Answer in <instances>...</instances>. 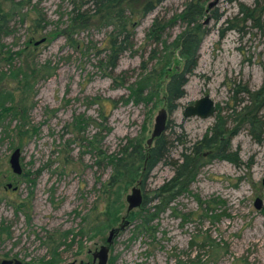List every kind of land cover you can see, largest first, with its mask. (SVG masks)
Wrapping results in <instances>:
<instances>
[{"label":"rangeland","instance_id":"rangeland-1","mask_svg":"<svg viewBox=\"0 0 264 264\" xmlns=\"http://www.w3.org/2000/svg\"><path fill=\"white\" fill-rule=\"evenodd\" d=\"M153 1L147 11L142 1L124 5L130 45L112 68L101 58L108 52L107 36L120 21L118 14L109 19L92 14L91 0H24L10 10L0 28V110L16 104L26 113L24 118L8 110L0 115V227L8 228V234L0 235V258L44 264L58 244L56 264L91 262V251L106 244L109 230L116 228L106 264H264V101L257 108L262 127L254 131H260V141L231 112L239 100L237 110L250 102L239 89L252 92L263 85L264 23L260 28L234 18L236 1L216 0L202 16L207 31L198 45L196 66L178 106L167 110L162 132L167 156L144 179L138 176L103 191L112 167L96 161L88 139L97 134L94 143L105 153L119 151L133 137L142 136L146 143L165 102L161 94L134 99L130 84L154 70L163 72L164 84L166 68H180L177 60H183L175 41L185 27L180 13L189 0ZM75 10L86 14L66 36L59 29L71 22ZM231 19L240 29L229 27ZM155 21L163 25L159 40L151 30ZM21 48V54L8 59L7 50ZM32 67L27 78L18 71L31 73ZM204 94L214 100V114L183 116L184 107ZM219 117L227 133L233 130L230 148L238 152L239 163L204 157L194 176L171 189L173 162ZM15 147L20 148L22 173L28 174L10 168ZM161 185L165 191L159 192ZM133 186L147 202L127 212L126 195ZM108 195H119L121 204L109 225L96 231ZM257 197L260 208L254 206Z\"/></svg>","mask_w":264,"mask_h":264},{"label":"trees","instance_id":"trees-1","mask_svg":"<svg viewBox=\"0 0 264 264\" xmlns=\"http://www.w3.org/2000/svg\"><path fill=\"white\" fill-rule=\"evenodd\" d=\"M24 0H0V28L4 26V23L7 22L8 16L10 14V10L15 8L19 3H22ZM94 8L92 14L99 13L104 18H112L117 14L119 16V23L116 26V30L109 33L106 38V45L108 52L105 55V58L101 61L104 65L113 67L116 65L117 59L119 55L127 49L130 45V31H129V19L126 18L123 11L125 10V4L130 5V2H136L140 4L142 1V7L144 11L150 10L154 7L153 0H91ZM237 2V13L234 16L237 20L240 21H250L254 26H259L262 28L263 26V13H264V0H252V3H245L243 0H229ZM207 0H189L182 12L180 13V17L185 22L184 29L178 34L175 44L176 47L179 48L178 54L183 57V60H177L180 63L179 65H174L173 67L166 68L167 78L165 79L164 84H162L161 74L163 72L149 71L144 75H140L139 80L130 84V96H133L136 100H148L152 96L162 95V99L165 102V106L167 110L170 112L175 109L179 104V98H181L185 93V84L188 80V74H190L193 68L197 63V49L200 43V40L203 34L207 31L201 22L202 16L205 14ZM8 5V8H5ZM80 9V8H79ZM83 12V13H82ZM83 14H86L84 11H76L71 18V22L59 29L63 31L66 35L67 32L71 29L72 26L76 24L77 18H83ZM240 15V16H239ZM212 16L215 19L219 18V15L216 14V10H212ZM117 18V17H116ZM41 19H43L41 17ZM231 28L240 29L238 26V22L235 21L232 23V19L229 20ZM42 27V25H40ZM163 25L159 24L158 21H155L152 24L151 30L154 32L155 40H159L161 37L160 30ZM222 34V33H221ZM67 36V35H66ZM45 37V36H43ZM45 40V39H44ZM24 48L18 49L16 51H8L7 57L10 59L13 54H21ZM35 68H30L32 71L27 72L25 68H21L18 71H21L25 78L27 76H31ZM162 84V85H161ZM242 92H246L248 94V99L250 102L248 104H244L240 110H237L235 107L242 100L236 102L235 106H231V112L237 114V118L240 121H245L253 135L257 138V141H260V131L255 133L256 128L262 127V119L258 116L257 108L264 101V82L263 85L255 90L250 91L247 87H243L239 89ZM238 90L235 89V92ZM236 94V93H235ZM109 99L110 98H104ZM243 99V98H241ZM115 102L114 99H111ZM240 105V104H239ZM23 108V107H22ZM12 111L15 115H21L19 117L24 118V113H26L25 109H20L16 104H12L10 106H1L0 115L4 111ZM104 110H101V114L103 115ZM80 123V120H79ZM228 129L225 128L223 123V118L219 117L213 126L209 128V132H205L204 135L192 142L189 146H185V150L181 151V156L179 161L173 162L174 164V176L171 178V189L180 185L185 177L194 176L196 173L197 166L200 161L206 157H219L227 159L234 164H238L240 161L239 154L237 151L232 150L230 137L231 133H227ZM97 137V134L93 135V138ZM91 137L88 139V144L90 147L96 149V154L99 162L100 159H103L105 162L110 163L112 167V171L107 179L102 183V187H104V192L108 193L107 189H112L115 185L119 188V183L124 181H133L138 176L144 179L147 173L156 165L157 162L162 160L167 156L168 148V140L161 133L156 136L151 145H147L142 142L141 137H133L129 138L128 141L123 145L119 151L105 153L100 147H97L94 143V140ZM37 171V170H36ZM22 173V172H21ZM20 173V174H21ZM28 174V171L26 173ZM35 174V172H34ZM31 182L34 181L33 178H29ZM159 192L165 191V186L161 185L158 187ZM163 193V192H162ZM157 195H162L157 194ZM147 202V197L143 195L142 205ZM121 204L119 200V195L116 197H108L106 198V203L104 206V217L100 222H95L94 229L96 231L100 230L105 225H109L110 221L113 220L115 213L117 212L118 206ZM93 226V225H92ZM70 230H65L62 235L66 237L69 234ZM1 233L8 234V228L6 225H1L0 227V235ZM75 235V234H72ZM73 239V237H72ZM54 239L51 238V242ZM58 244L53 245L49 250V257L45 260H42L44 264H56V261L59 259V251L57 250Z\"/></svg>","mask_w":264,"mask_h":264},{"label":"water","instance_id":"water-1","mask_svg":"<svg viewBox=\"0 0 264 264\" xmlns=\"http://www.w3.org/2000/svg\"><path fill=\"white\" fill-rule=\"evenodd\" d=\"M216 0L209 1L207 3L205 11L209 9ZM45 37H41L40 39L36 40L35 43H39L43 41ZM216 110L215 102L210 97L209 94H204L201 97L195 99L192 103L186 105L183 109V116H199V117H209L214 114ZM166 118H167V108L161 107L157 114L154 117V124L153 129L151 132L150 137L147 138V145H151L153 139L160 135L166 126ZM9 165L10 168L14 173L20 174L22 172V167L20 164V148L15 147L9 156ZM7 187L11 186V183L8 182ZM127 201V212L133 207H137L141 205L143 201V193L138 186H133L131 188V192L126 195ZM262 205L261 198L257 197L254 200V206L256 208H260ZM116 231V228H111L108 232V236L106 237V244H100V246L93 250L92 256L93 259L97 258V264H106L108 259V248L109 244L112 240V237ZM21 260L18 258H8L3 257L0 258V264H21ZM65 264H77L75 260L67 261ZM85 264H89V262H85Z\"/></svg>","mask_w":264,"mask_h":264},{"label":"flooded vegetation","instance_id":"flooded-vegetation-1","mask_svg":"<svg viewBox=\"0 0 264 264\" xmlns=\"http://www.w3.org/2000/svg\"><path fill=\"white\" fill-rule=\"evenodd\" d=\"M92 252H93V251H91V257H92L91 262L86 261V262H89V264H91V263H95V262L97 263V258H96V259H93ZM8 258H10V257H8ZM78 264H85V262H81V261H80V262H78Z\"/></svg>","mask_w":264,"mask_h":264}]
</instances>
